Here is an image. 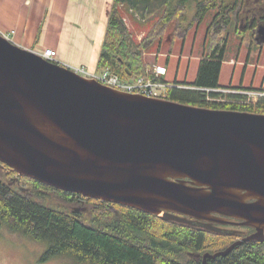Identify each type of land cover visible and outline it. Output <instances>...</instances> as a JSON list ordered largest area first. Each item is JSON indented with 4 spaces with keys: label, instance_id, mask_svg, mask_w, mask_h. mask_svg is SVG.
I'll use <instances>...</instances> for the list:
<instances>
[{
    "label": "water",
    "instance_id": "obj_1",
    "mask_svg": "<svg viewBox=\"0 0 264 264\" xmlns=\"http://www.w3.org/2000/svg\"><path fill=\"white\" fill-rule=\"evenodd\" d=\"M0 163L65 194L220 235L235 232L216 216L239 220L256 230L244 242L264 240V115L114 90L1 35Z\"/></svg>",
    "mask_w": 264,
    "mask_h": 264
},
{
    "label": "trees",
    "instance_id": "obj_2",
    "mask_svg": "<svg viewBox=\"0 0 264 264\" xmlns=\"http://www.w3.org/2000/svg\"><path fill=\"white\" fill-rule=\"evenodd\" d=\"M171 2L172 0H114L98 70L109 69L125 81L145 76L144 52L161 40L167 30L166 26L185 13V6L179 4L173 13H164L159 22L162 24L161 29L153 27L140 45L134 43L119 6H128L142 20H147L163 6L169 8ZM206 5L207 3L199 4L196 15L198 24L202 23L206 12L213 9ZM234 11V7L230 9L220 6L208 29V53L199 62L194 82L175 81L182 88L168 90V101L227 112L264 114V98L259 99L256 106L238 101L224 104L208 101L209 97L219 96L211 91L224 88L220 86L222 62L227 49V39L223 38V34L229 26L230 14ZM259 22L264 25V15ZM243 33V29L238 30L239 35ZM181 38H185V35ZM228 98L240 100L243 97ZM0 166L7 170V178L16 174L8 166L2 163ZM7 178L0 177V228L6 227L12 233L46 244L45 259L65 257L73 264H202L196 255L217 253L233 243L230 241L234 238L232 236L164 221L159 217L114 205L119 212L117 214L111 211L112 205L100 201H96L98 204L88 215H71L27 197L17 188L19 184L11 185L12 182L8 183ZM22 179L31 182L34 191L47 188L37 181ZM59 192L64 196L72 195ZM36 196H41V193ZM67 199L66 197L65 201L70 202ZM87 201L94 202L92 199ZM248 249L246 245L237 247L227 257L209 261L208 264H264V252L262 255L261 252L249 253ZM188 256H192L193 260L184 262Z\"/></svg>",
    "mask_w": 264,
    "mask_h": 264
},
{
    "label": "rangeland",
    "instance_id": "obj_3",
    "mask_svg": "<svg viewBox=\"0 0 264 264\" xmlns=\"http://www.w3.org/2000/svg\"><path fill=\"white\" fill-rule=\"evenodd\" d=\"M200 3H207L206 6H210L213 9L206 12L207 14L202 23L198 24V22H196V15ZM2 4L10 6L12 3L4 2ZM179 4L185 6V13H183V15H181L178 20H174L168 26H166L167 30L161 40L156 41L144 52V62L146 66L145 73L148 70H152L154 65H163L168 70V75L164 77V80H166L167 82L178 81L180 83H193L196 78L195 76H197L199 62L201 59L206 58L208 53V29L213 21V18L219 12L220 6L224 5L230 9L234 7L235 11L234 13L230 14L231 19L230 23L228 24L229 26L226 32L223 34V38L227 39V49H225L226 53L224 61L222 62L223 65L220 75V86L224 88L220 89H235L241 87L250 90H261L264 93V45L258 44V42L255 40L254 28L244 30V33L242 34L243 36L238 34V30L242 29L240 24L241 17L249 16L250 14L253 15V13H256L255 11H258V15L256 16L258 20L261 18V16L264 15V0H172L169 8H167V6H163L160 10L158 9L157 11H155V13L152 14V16L147 20H142L140 17L138 18L136 16V13H134L128 6H126L128 15L124 13L123 16L129 22V31L133 36L134 43L136 45H140L142 43V40H144V38L147 37V35L152 31L153 27L157 26V29L160 30L162 24H159V22L164 16L163 14L167 11L173 13V11L178 7ZM139 33L140 36H138ZM142 33H144L143 36L141 35ZM0 35L13 42L15 46L23 48L14 41L13 34H11V32L0 31ZM182 35H185V38H181ZM26 50L33 51L38 55L44 51H35V48H32V50ZM85 69L86 71L91 72L88 70V68ZM84 77L87 78V76ZM221 91L223 92L229 90ZM218 92L219 90L216 89V92L214 93ZM227 93H220V95L217 97V99H220L218 100L219 102L214 101L212 97H209L208 101L217 104L236 102L232 101V99H229L228 95L231 94ZM15 173L16 174L13 173L10 177L7 178V170L0 166V177L3 179L7 178L8 183L19 181V186H17V188L20 191H24V193L22 191L21 193H23L27 197L29 196L27 193L33 194L32 198L37 199L40 204L42 203L49 207H54L55 209L66 211L68 214H70V210L68 209L69 202L65 201L67 196L60 194V190H56L44 185L47 188L43 187L42 190L34 191L35 188L33 187V185H31L32 183L22 179L27 177H21L17 174V172ZM40 193L41 196L37 197L36 195ZM93 201L94 202L88 201L84 205V208H87L88 211H81L78 216L83 214L88 215L90 212H93V210L95 209L94 207L98 204L96 202L98 200ZM114 205L110 206L111 211L119 214ZM216 217L220 219V221L228 222L226 223L228 225L243 226L241 225L242 221L229 220L222 216ZM237 228L245 231V235H247L245 239L256 232V230L252 227L245 226L244 228ZM252 229L255 232H253ZM234 239L236 238L234 237L233 240L231 239L230 241L234 242ZM256 242H261L262 247L257 248L256 246L261 244ZM46 247V244L34 241L20 234L12 233L6 227L0 228V264H73L71 260L65 257H53L51 259H45V254L47 251ZM248 251L249 253L261 252L262 255L264 252V240L255 241L253 246L250 247ZM192 256H188L187 258H185L184 262H190L191 260H193Z\"/></svg>",
    "mask_w": 264,
    "mask_h": 264
},
{
    "label": "crops",
    "instance_id": "obj_4",
    "mask_svg": "<svg viewBox=\"0 0 264 264\" xmlns=\"http://www.w3.org/2000/svg\"><path fill=\"white\" fill-rule=\"evenodd\" d=\"M4 2L12 4L3 5ZM0 3V31L11 32L19 46L35 51L51 49L56 51L60 66L98 71L114 0H0ZM119 7L129 29L123 16L128 15L127 7Z\"/></svg>",
    "mask_w": 264,
    "mask_h": 264
},
{
    "label": "built area",
    "instance_id": "obj_5",
    "mask_svg": "<svg viewBox=\"0 0 264 264\" xmlns=\"http://www.w3.org/2000/svg\"><path fill=\"white\" fill-rule=\"evenodd\" d=\"M43 58L48 61L57 62V53L51 49H45L42 53H40ZM74 71L77 74L82 76H87V78L94 79L100 84L108 86L112 89L126 92L128 94H139L146 96L148 98H157V99H166L168 90L172 88H182V86L171 84L164 80V77L167 76V69L163 66H155L152 70H148L145 77H140L137 80L133 81H125L122 80L118 75L111 72L109 69H105L99 73L97 72H88L85 68H74ZM220 93H227L234 96L243 97L240 99L241 103L256 105L258 103V99L264 97V93L261 91H247L240 89H229V91H221L222 89H218ZM210 92V91H209ZM212 93L216 92V90L211 91ZM220 99H214V101L219 102Z\"/></svg>",
    "mask_w": 264,
    "mask_h": 264
},
{
    "label": "flooded vegetation",
    "instance_id": "obj_6",
    "mask_svg": "<svg viewBox=\"0 0 264 264\" xmlns=\"http://www.w3.org/2000/svg\"><path fill=\"white\" fill-rule=\"evenodd\" d=\"M256 13H253V15L252 14H250L249 16H245V17H241V19H240V24H241V28L243 29V30H246V29H253L254 28V30H255V32L258 30V28H259V26L261 25V24H259V20L257 19V15H258V11H255ZM254 16V17H253ZM247 22V23H246ZM256 22V23H255ZM255 23V24H254ZM18 185L19 184V181H16V182H13V183H11V185ZM19 186V185H18ZM23 193H24V191L23 190H21ZM29 196L28 197H30V198H32L33 197V194H29V193H27ZM68 197V199L70 200V202L68 203V209L70 210V214H72V215H74V214H79V213H81V211L82 212H87L88 211V209L87 208H84L85 206V204L88 202L87 201V199H85V198H83L82 196H79V195H77V194H72L71 196H67ZM225 221H227V220H225ZM240 223V222H239ZM215 226H218L220 229H225V230H232L233 232H235L233 235H231L232 236V238L233 237H235L236 239H234V242L233 243H235V242H237V241H242V244L240 245V246H238V247H243L244 245H246V247L247 248H250V247H252L253 246V244L255 243V241H250V242H244L243 240L245 239V237L247 236V235H245V231L244 230H242V229H238L237 227H242V228H244L243 226H231V225H228V224H226V225H221V224H216L215 223ZM229 227H231V228H229ZM233 227H235V228H237V229H235V228H233ZM197 229H199V228H197ZM253 230V229H252ZM253 232H255L254 230H253ZM215 234H217V233H215ZM220 235V234H219ZM232 243V244H233ZM256 243H260L261 245H257L256 247L258 248H260V247H262V243L261 242H256ZM194 256V255H193ZM197 256V258L198 259H200L201 260V262H202V256L200 255H196ZM208 262L209 261H207V264H208ZM242 264H245V263H242ZM248 264V263H247Z\"/></svg>",
    "mask_w": 264,
    "mask_h": 264
}]
</instances>
